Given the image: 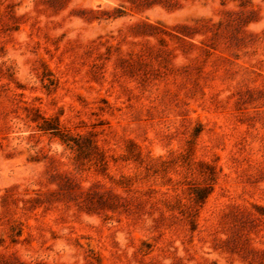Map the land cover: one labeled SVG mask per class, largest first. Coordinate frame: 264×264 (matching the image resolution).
Returning a JSON list of instances; mask_svg holds the SVG:
<instances>
[{"label":"rangeland","instance_id":"rangeland-1","mask_svg":"<svg viewBox=\"0 0 264 264\" xmlns=\"http://www.w3.org/2000/svg\"><path fill=\"white\" fill-rule=\"evenodd\" d=\"M0 264H264V0H0Z\"/></svg>","mask_w":264,"mask_h":264}]
</instances>
